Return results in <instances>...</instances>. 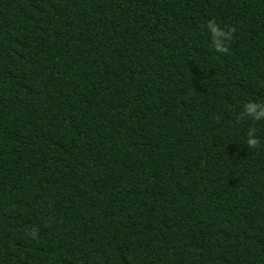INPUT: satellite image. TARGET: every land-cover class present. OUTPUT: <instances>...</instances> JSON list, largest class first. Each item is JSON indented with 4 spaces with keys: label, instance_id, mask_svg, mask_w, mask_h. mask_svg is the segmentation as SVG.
Wrapping results in <instances>:
<instances>
[{
    "label": "trees",
    "instance_id": "1",
    "mask_svg": "<svg viewBox=\"0 0 264 264\" xmlns=\"http://www.w3.org/2000/svg\"><path fill=\"white\" fill-rule=\"evenodd\" d=\"M249 100L264 0H0V264H264Z\"/></svg>",
    "mask_w": 264,
    "mask_h": 264
},
{
    "label": "clouds",
    "instance_id": "2",
    "mask_svg": "<svg viewBox=\"0 0 264 264\" xmlns=\"http://www.w3.org/2000/svg\"><path fill=\"white\" fill-rule=\"evenodd\" d=\"M204 28L207 32L210 49L221 55L227 53L234 30L230 27H222L215 19H209ZM241 116L250 118L252 121L264 120V101H246L243 103L242 112L237 119H240ZM244 143L250 149L257 147L259 140L256 137V130L254 128H249ZM35 234L36 230L33 229L31 235L35 236Z\"/></svg>",
    "mask_w": 264,
    "mask_h": 264
}]
</instances>
